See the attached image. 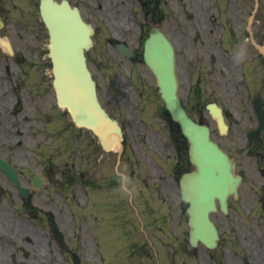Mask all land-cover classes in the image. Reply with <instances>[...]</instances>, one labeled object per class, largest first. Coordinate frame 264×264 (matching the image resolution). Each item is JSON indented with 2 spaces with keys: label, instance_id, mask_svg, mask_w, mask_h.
<instances>
[{
  "label": "flooded vegetation",
  "instance_id": "af4514ba",
  "mask_svg": "<svg viewBox=\"0 0 264 264\" xmlns=\"http://www.w3.org/2000/svg\"><path fill=\"white\" fill-rule=\"evenodd\" d=\"M54 1L79 11L94 29L93 43H107L121 58L115 46H127L131 61L142 62L140 45L151 26L164 29L176 50L185 107L221 108L228 139L217 142L242 177L228 213L214 214L220 242L206 251V264H264V0H205L190 20L180 23L171 15L169 26L163 6L171 11L180 0ZM39 2L0 0V159L23 190L0 168V264H81L88 241L67 207V193L75 208L80 205L74 188L85 178L82 135L53 102ZM123 154L124 148L116 153L118 165L113 160V176L121 179L108 180L111 188L127 183ZM175 155L174 184L184 168V156ZM158 180V192H172L169 180ZM53 220L64 234L62 248ZM189 255L197 256L193 250Z\"/></svg>",
  "mask_w": 264,
  "mask_h": 264
},
{
  "label": "rangeland",
  "instance_id": "374dc122",
  "mask_svg": "<svg viewBox=\"0 0 264 264\" xmlns=\"http://www.w3.org/2000/svg\"><path fill=\"white\" fill-rule=\"evenodd\" d=\"M190 1L195 2L196 0ZM202 2L203 0L200 1V4ZM174 11L171 13L169 7L163 6L166 26L174 21L171 15L181 14L178 8ZM180 19L179 16V22ZM87 57L88 67L97 85L99 100L112 117L123 125L128 141L138 152L139 160L135 161L136 173H140V170L144 171L143 179L150 183V178L145 170H148L152 165L155 166L157 161H163V157L168 158L170 163L174 158L172 145L168 138V127L160 120L159 113L156 114V110L161 107V101L157 98V94H154L152 77L147 74L148 88L144 90L143 66L132 65L122 59L107 43L101 44L96 41L93 50ZM143 90L147 95L143 94ZM180 95L184 99L181 92ZM202 96L204 100L209 99V96ZM199 116L206 119L210 127L215 130L213 122L207 119L204 108L199 110ZM81 135L83 139V172L86 175L83 183L84 190L87 186H92L96 171L101 170L106 164L103 160L97 168L93 167L95 156H101L102 152L93 137L86 132ZM67 163L69 165L71 161L68 160ZM144 177L148 179L146 180ZM86 193L88 198L86 209L93 211L89 221L94 229L93 245L97 249L99 260L97 264H163L164 248L162 244L166 243L170 245V248H166L165 251L168 264H181L180 261H184V253L176 250L180 247H187L186 216L182 213L180 217L177 216L175 204L158 202L154 206H150L154 214L153 217L156 219L159 218L160 209L163 210L165 206L167 209L165 218L160 217L159 221L163 219L166 222L168 220L169 227L175 226L177 223L176 231L171 229L168 232L164 224L159 226L160 230L152 229L150 231L149 228L143 227L144 223L149 222V216L143 211V206L138 204L134 193L128 190L125 185L111 189L106 186L97 188L92 196L87 191ZM149 193L153 198V193ZM176 198L177 190L175 189L174 201ZM67 201L72 203L70 199ZM69 206L73 205L69 204L68 208ZM183 208L182 205L181 210ZM245 210L246 207L243 211ZM172 214H174V218L171 216ZM177 217L179 219H176ZM89 221L87 222L88 233H90ZM166 230L167 236H165ZM175 232L178 239L176 238V245L172 247L171 244L174 243L172 235ZM166 237L168 238L165 240ZM200 253L201 257L198 258V261L206 264L205 253L203 251Z\"/></svg>",
  "mask_w": 264,
  "mask_h": 264
},
{
  "label": "water",
  "instance_id": "95a60500",
  "mask_svg": "<svg viewBox=\"0 0 264 264\" xmlns=\"http://www.w3.org/2000/svg\"><path fill=\"white\" fill-rule=\"evenodd\" d=\"M51 20L50 52L59 105L68 109L76 125L91 129L102 147L110 150L120 142L121 135L116 123L100 108L85 65L83 50L90 45L87 29L80 23L75 24L77 18L70 11ZM144 58L156 77L171 119L188 141L189 161L195 167L194 171L184 174L179 183L182 199L188 204L189 241L192 245L200 241L213 247L217 235L209 213L215 211V200L225 209V200L228 195H236L240 178L233 174V164L227 156L210 140L208 128L194 123L182 109L176 96L173 48L159 28L151 30Z\"/></svg>",
  "mask_w": 264,
  "mask_h": 264
},
{
  "label": "bare ground",
  "instance_id": "6f19581e",
  "mask_svg": "<svg viewBox=\"0 0 264 264\" xmlns=\"http://www.w3.org/2000/svg\"><path fill=\"white\" fill-rule=\"evenodd\" d=\"M114 137L116 138V135H114Z\"/></svg>",
  "mask_w": 264,
  "mask_h": 264
}]
</instances>
